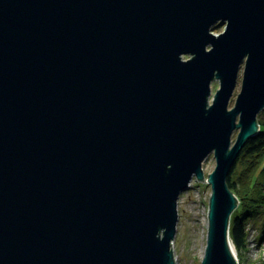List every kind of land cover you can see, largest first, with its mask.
Instances as JSON below:
<instances>
[{"label":"water","instance_id":"95a60500","mask_svg":"<svg viewBox=\"0 0 264 264\" xmlns=\"http://www.w3.org/2000/svg\"><path fill=\"white\" fill-rule=\"evenodd\" d=\"M263 108L264 0H0V264H175L193 176L200 264H238L227 176Z\"/></svg>","mask_w":264,"mask_h":264},{"label":"rangeland","instance_id":"374dc122","mask_svg":"<svg viewBox=\"0 0 264 264\" xmlns=\"http://www.w3.org/2000/svg\"><path fill=\"white\" fill-rule=\"evenodd\" d=\"M224 26L225 22L219 21L213 25L212 30L217 33L222 31ZM243 65L242 62L239 67L238 76H236L235 88L228 103L229 107L234 104L236 95L240 90ZM217 86L218 80L214 79L211 82L212 92ZM257 117L264 121V108L259 111ZM238 130L236 128L233 131L232 141ZM201 163L204 175L207 176V173L215 165L213 152L208 153ZM263 164L264 150L255 156L242 155L232 171V179L235 180V183L241 191L247 190L248 196H253L255 191L258 190L255 196H261H258L259 198L257 200L251 201L254 206L252 205L250 211L244 215L246 243L235 255L237 256L238 264H264V175H262L264 172L259 174V169L264 166ZM254 165V169H256L255 173L248 174L250 168ZM254 175H257L255 179ZM247 176H250V181L253 180L251 187L249 186V181H247L246 186L243 187L242 185V181L246 180ZM252 187L254 188L253 191L250 190ZM210 190V183L201 181L193 176L189 186L182 190L178 196L177 211L179 217L172 242L175 264H200L206 239L207 209ZM248 201L250 202V199ZM239 211L240 207L238 203L232 212L233 216Z\"/></svg>","mask_w":264,"mask_h":264},{"label":"trees","instance_id":"16d2710c","mask_svg":"<svg viewBox=\"0 0 264 264\" xmlns=\"http://www.w3.org/2000/svg\"><path fill=\"white\" fill-rule=\"evenodd\" d=\"M258 123L260 128L259 131L256 133L255 136L251 137L249 140L245 142L227 176V183L229 187L234 191V193H236L237 197L239 198L240 211L236 213L234 216L233 214L231 215L230 226H229L230 239L233 241L237 253L244 247V244L246 243L244 215L250 211V208L253 205L251 201L253 202L254 200H257L259 198L258 196L260 195L255 196V193L258 192V190L255 191L253 196H248L247 190L241 191L238 185L235 183V180L232 179V173H233L232 171L234 170L236 162L240 159L242 155L255 156L264 150V121L258 118ZM254 168L255 165L252 168H250L249 170L250 172L248 174L255 173L256 169ZM259 171H260L259 174L263 173L264 166L262 168L260 167ZM256 177L257 175H254V179ZM250 180H251L250 176L249 177L247 176L246 180L242 181L243 187L246 186L247 181H249V186L251 187L253 180L252 181ZM250 190L253 191L254 188L252 187V189ZM248 199H250V202L248 201Z\"/></svg>","mask_w":264,"mask_h":264},{"label":"bare ground","instance_id":"6f19581e","mask_svg":"<svg viewBox=\"0 0 264 264\" xmlns=\"http://www.w3.org/2000/svg\"><path fill=\"white\" fill-rule=\"evenodd\" d=\"M189 184H190V182H189ZM231 245L233 246V249H234V251H235V254L237 253V251H236V248H235V246H234V244H233V241L231 240Z\"/></svg>","mask_w":264,"mask_h":264}]
</instances>
